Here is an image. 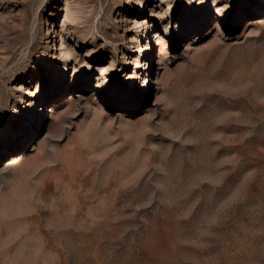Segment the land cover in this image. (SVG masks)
Wrapping results in <instances>:
<instances>
[{
  "label": "rangeland",
  "instance_id": "374dc122",
  "mask_svg": "<svg viewBox=\"0 0 264 264\" xmlns=\"http://www.w3.org/2000/svg\"><path fill=\"white\" fill-rule=\"evenodd\" d=\"M0 264H264V0H0Z\"/></svg>",
  "mask_w": 264,
  "mask_h": 264
},
{
  "label": "bare ground",
  "instance_id": "6f19581e",
  "mask_svg": "<svg viewBox=\"0 0 264 264\" xmlns=\"http://www.w3.org/2000/svg\"><path fill=\"white\" fill-rule=\"evenodd\" d=\"M132 0H124V2H125V5H128V7L130 6V2H131ZM132 14H134L133 12H132ZM140 16V15H139ZM138 19V18H137ZM136 22H138V23H145V18H142V19H139V20H137ZM140 50H141V48H140ZM138 68H143L144 66L140 63V62H138ZM143 66V67H142ZM130 78H133V74H131L130 73ZM17 159V158H16Z\"/></svg>",
  "mask_w": 264,
  "mask_h": 264
}]
</instances>
